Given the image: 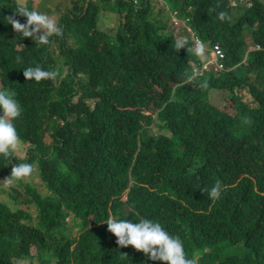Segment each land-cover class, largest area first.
Instances as JSON below:
<instances>
[{
  "label": "trees",
  "instance_id": "1",
  "mask_svg": "<svg viewBox=\"0 0 264 264\" xmlns=\"http://www.w3.org/2000/svg\"><path fill=\"white\" fill-rule=\"evenodd\" d=\"M17 2L0 0V90L22 109L0 155V264L160 263L111 239L110 215L160 221L204 264H264V229L245 236L264 216V0H19L62 29L47 45L6 22H26ZM36 66L55 75L27 80Z\"/></svg>",
  "mask_w": 264,
  "mask_h": 264
},
{
  "label": "clouds",
  "instance_id": "2",
  "mask_svg": "<svg viewBox=\"0 0 264 264\" xmlns=\"http://www.w3.org/2000/svg\"><path fill=\"white\" fill-rule=\"evenodd\" d=\"M15 12L26 17V22L21 23L14 16L7 17L6 22L11 24L14 31L19 33L21 37L31 38L40 45H47L50 42V37L62 34V29L58 26L57 21L45 12L30 9L19 0ZM218 18L223 21L225 13H219ZM187 43L184 38H179L175 40L173 47L176 50L187 48ZM192 51L194 55L202 57L205 51L204 44L198 40L195 41ZM23 75L27 80L40 81L51 78L55 74L36 66L23 68ZM202 87H206V85H202ZM21 112L22 109L16 99L15 92L8 89L0 90V155L2 156L13 157L18 150L20 138L14 122L21 115ZM34 173L33 165L30 162L18 163L12 167V177L18 179ZM205 190H207L210 200H218L221 196L222 189L219 183L208 189L203 188V191ZM139 191L136 190L135 193ZM19 211L20 205H14L13 214L15 218ZM32 213L37 215L34 209H32ZM103 223L111 239H113L112 234L117 237L119 246H132L146 254L151 261H160L159 264H204L196 254L189 258L185 253L183 240L174 236L175 232L158 220L141 217H137L135 220L117 219L110 215ZM91 228L90 226L89 229ZM263 229L264 216L245 232V236L251 239ZM95 235L97 236V232ZM93 238L95 239V236ZM4 262L5 264H27L20 263L17 259H5Z\"/></svg>",
  "mask_w": 264,
  "mask_h": 264
},
{
  "label": "rangeland",
  "instance_id": "3",
  "mask_svg": "<svg viewBox=\"0 0 264 264\" xmlns=\"http://www.w3.org/2000/svg\"><path fill=\"white\" fill-rule=\"evenodd\" d=\"M175 19H176L175 20V27L178 28V29H180L183 26L182 25V22L179 21L177 15H176V18ZM206 55L210 56V51H207L206 52ZM0 87H1V84H0ZM211 101H212V104H214V105H216L218 107H221L222 108L224 106V102H223V99H222V97H221L220 94L212 95ZM224 252L227 254V251L226 250H224ZM191 257L192 256H190V258Z\"/></svg>",
  "mask_w": 264,
  "mask_h": 264
},
{
  "label": "bare ground",
  "instance_id": "4",
  "mask_svg": "<svg viewBox=\"0 0 264 264\" xmlns=\"http://www.w3.org/2000/svg\"><path fill=\"white\" fill-rule=\"evenodd\" d=\"M110 156V155H109ZM118 157V156H117ZM123 157V156H122ZM120 163V162H119Z\"/></svg>",
  "mask_w": 264,
  "mask_h": 264
}]
</instances>
